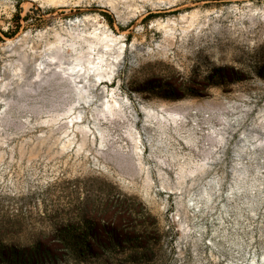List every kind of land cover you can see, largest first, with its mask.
I'll list each match as a JSON object with an SVG mask.
<instances>
[{
  "label": "rangeland",
  "instance_id": "obj_1",
  "mask_svg": "<svg viewBox=\"0 0 264 264\" xmlns=\"http://www.w3.org/2000/svg\"><path fill=\"white\" fill-rule=\"evenodd\" d=\"M104 30L122 52L81 150L55 66L0 99V264H264V0H0V78Z\"/></svg>",
  "mask_w": 264,
  "mask_h": 264
},
{
  "label": "bare ground",
  "instance_id": "obj_2",
  "mask_svg": "<svg viewBox=\"0 0 264 264\" xmlns=\"http://www.w3.org/2000/svg\"><path fill=\"white\" fill-rule=\"evenodd\" d=\"M92 37L95 40L83 39L87 45L86 50L81 48L74 55L68 56L66 55L65 47L62 45V39L57 36L53 42L47 44L48 47L42 52L34 50L31 55L19 54L14 62L9 63L2 73V78H0V99L7 104L14 94L22 93L30 88L36 89L38 82L44 79L52 66H55L57 70L67 76L72 85L75 99L68 109L61 114L70 117L68 122L72 126L76 124L75 130L81 135V141L77 144V151L87 144L89 134H91L92 141L95 139V133L91 128L86 124L79 123L82 122L80 101L90 105L93 97H95L92 94V89L97 84V81L105 80L106 78L110 80L112 78L115 71V62L122 52V46L116 45L118 37L112 33L104 30L97 33L94 32ZM7 47L14 52L18 47V43L15 40H10ZM115 47H117V50L114 52ZM112 50L113 52H111ZM119 108V103L113 100L103 103L100 108L97 105L91 108V111L98 110L103 114L104 111L108 110L113 114ZM147 111L150 113L151 110L147 109ZM156 114L154 112L153 116H156ZM59 118L60 114H56L53 120L57 121ZM129 134L134 142L136 154L141 164L140 158L143 149L141 147L140 133L136 130H131ZM72 142L68 140L67 143L62 144L63 148L68 147ZM147 174L149 176V173Z\"/></svg>",
  "mask_w": 264,
  "mask_h": 264
}]
</instances>
